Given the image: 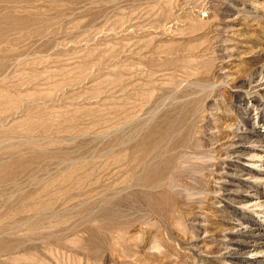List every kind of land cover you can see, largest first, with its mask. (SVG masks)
I'll return each instance as SVG.
<instances>
[{
  "label": "rangeland",
  "instance_id": "1",
  "mask_svg": "<svg viewBox=\"0 0 264 264\" xmlns=\"http://www.w3.org/2000/svg\"><path fill=\"white\" fill-rule=\"evenodd\" d=\"M263 64L264 0H0V264H264Z\"/></svg>",
  "mask_w": 264,
  "mask_h": 264
},
{
  "label": "bare ground",
  "instance_id": "2",
  "mask_svg": "<svg viewBox=\"0 0 264 264\" xmlns=\"http://www.w3.org/2000/svg\"><path fill=\"white\" fill-rule=\"evenodd\" d=\"M261 54V53H260ZM227 68V67H226ZM225 69V68H224ZM226 70V69H225ZM255 72V71H254ZM219 77V76H218ZM248 85L249 87H258V92L261 93V94H264V64L255 72L253 73V75L251 76V79L248 81ZM247 85V86H248ZM243 87V86H242ZM255 87V88H256ZM249 89V88H248ZM257 89V88H256ZM253 91V90H252ZM254 92V91H253ZM257 106V105H256ZM258 113V112H257ZM260 119L261 121H263L264 123V114L261 112V116H260ZM247 121V120H246ZM248 124V123H247ZM247 124H244L240 129H239V132H237L236 130V135L235 137L238 139L236 142H234V144H237L238 146L237 149L234 151V153H243L246 149L242 148V143H243V140H245L247 137H248V134L249 133H252V131H255L257 132L258 135H260V131L259 130H256L253 128L254 127H248ZM238 127V125H237ZM241 130V131H240ZM232 137V136H231ZM263 137V136H262ZM230 138V137H229ZM227 139V138H226ZM234 139V138H233ZM229 140V139H228ZM249 140V138H248ZM235 141V140H234ZM250 141V140H249ZM248 141V142H249ZM257 141V140H256ZM259 141V140H258ZM225 142V141H224ZM229 142V141H228ZM242 142V143H241ZM245 142V141H244ZM259 142H262V145H263V149L261 151H254V152H257L255 154L256 157H259V158H264V140H260ZM258 142V143H259ZM228 146V144H227ZM231 146V145H230ZM221 148V147H220ZM225 148V147H224ZM230 148V147H229ZM232 148V147H231ZM230 148V149H231ZM250 148V147H249ZM256 149V148H254ZM253 149V150H254ZM225 150V149H224ZM228 151V150H227ZM250 153V152H249ZM248 153V154H249ZM253 153V152H252ZM237 154V155H238ZM251 154V153H250ZM228 155V154H227ZM234 155V154H233ZM232 155V156H233ZM229 157V156H228ZM254 157V156H252ZM264 160V159H263ZM234 173V172H233ZM243 173V172H242ZM248 174V173H247ZM253 176L255 177V175L253 174ZM247 177V176H246ZM251 177V176H250ZM258 177V176H257ZM226 181V180H225ZM227 183H228V180H227ZM254 186H250L249 189H253ZM226 189V188H225ZM240 189V188H239ZM242 190V189H241ZM256 190V189H254ZM253 190V191H254ZM231 192V191H230ZM229 192V193H230ZM238 193V192H236ZM240 193V192H239ZM243 193V192H242ZM243 196H238L236 198H240L242 201H247L248 203H253V206L259 208L258 212H264V193H260V192H255V194L251 195V191L250 193L251 194H242ZM254 193V192H253ZM226 198V196H225ZM239 199V200H240ZM231 201V198L229 199ZM238 200V201H239ZM241 201V202H242ZM226 208V207H225ZM234 208V207H233ZM232 209V208H231ZM239 218V217H238ZM257 231H256V230ZM231 229L229 228L227 231L229 232ZM233 231L230 232V237L229 238V241L230 242H235L237 244H240V243H243L246 247V249L249 250V253L250 252H253L256 254L259 253V252H262L264 251V226H261V227H257L256 225L255 226H251V225H246L245 227H238V225H235L232 229ZM227 236V235H226ZM225 238V237H224ZM228 245V244H227ZM228 248V247H227ZM230 250V249H229ZM231 251V250H230ZM247 252V250L245 251Z\"/></svg>",
  "mask_w": 264,
  "mask_h": 264
}]
</instances>
